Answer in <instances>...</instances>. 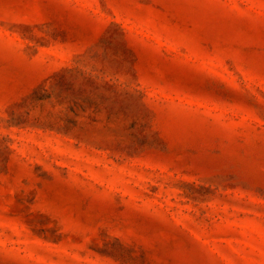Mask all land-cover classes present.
<instances>
[{
  "label": "rangeland",
  "instance_id": "374dc122",
  "mask_svg": "<svg viewBox=\"0 0 264 264\" xmlns=\"http://www.w3.org/2000/svg\"><path fill=\"white\" fill-rule=\"evenodd\" d=\"M0 264H264V0H0Z\"/></svg>",
  "mask_w": 264,
  "mask_h": 264
}]
</instances>
